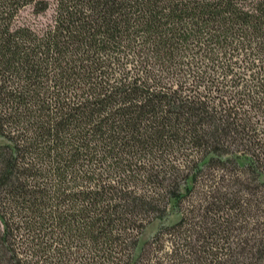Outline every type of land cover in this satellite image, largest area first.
I'll use <instances>...</instances> for the list:
<instances>
[{
  "label": "trees",
  "instance_id": "1",
  "mask_svg": "<svg viewBox=\"0 0 264 264\" xmlns=\"http://www.w3.org/2000/svg\"><path fill=\"white\" fill-rule=\"evenodd\" d=\"M27 6L0 0V264H264V0Z\"/></svg>",
  "mask_w": 264,
  "mask_h": 264
},
{
  "label": "rangeland",
  "instance_id": "2",
  "mask_svg": "<svg viewBox=\"0 0 264 264\" xmlns=\"http://www.w3.org/2000/svg\"><path fill=\"white\" fill-rule=\"evenodd\" d=\"M50 2H51L52 7L48 11L44 12L43 14H39V15L34 12V9L32 6H27L23 8L18 15L17 23L28 24L33 27H41L45 23L49 22L53 15L55 0H50ZM6 141L7 140L5 137L0 136V144L6 143ZM262 179L264 180V177ZM179 219H180V214L177 212L174 206V201H172V204L169 207L168 218L163 221L158 220V219L153 220L146 227L145 231L141 235L137 253L141 251L144 243L147 240H149L157 232V230L162 224H173L177 222ZM0 225H1V219H0Z\"/></svg>",
  "mask_w": 264,
  "mask_h": 264
}]
</instances>
